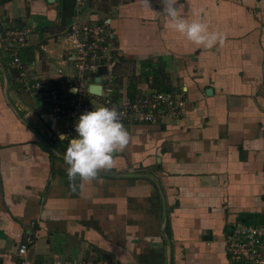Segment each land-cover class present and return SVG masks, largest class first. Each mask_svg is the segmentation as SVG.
Returning <instances> with one entry per match:
<instances>
[{"label": "crops", "instance_id": "1", "mask_svg": "<svg viewBox=\"0 0 264 264\" xmlns=\"http://www.w3.org/2000/svg\"><path fill=\"white\" fill-rule=\"evenodd\" d=\"M62 1L0 0V264H18L21 245L36 264H231L232 227L264 224V0H179L184 19L223 34L212 49L169 29L161 0L88 2V24L113 35L88 90L110 75L114 100L157 91L182 94L185 107L167 123L125 127L115 167L75 191L63 159L71 139L57 137L47 93L27 90L42 81L66 96L58 70L72 75L65 35L77 12L65 17ZM23 30L18 47L9 34Z\"/></svg>", "mask_w": 264, "mask_h": 264}, {"label": "built area", "instance_id": "2", "mask_svg": "<svg viewBox=\"0 0 264 264\" xmlns=\"http://www.w3.org/2000/svg\"><path fill=\"white\" fill-rule=\"evenodd\" d=\"M85 0H74L77 12ZM237 1V0H225ZM27 31H15L9 34L10 42L18 47L26 45ZM72 75L64 76L58 70L67 86L66 96H61L55 89L42 81H36L27 90H44L49 98L52 114L59 123L57 137L61 134L68 139L76 138L75 123L80 115L93 111L100 106L115 107L121 113V122L127 127L135 124L167 123L177 117L185 107L182 94L152 91L133 99L124 97L114 100L112 97L110 75L105 77V89L100 94L89 92L87 79L98 73L99 69L109 63L110 45L113 35L106 24H82L74 17L67 27L65 35ZM13 68L21 69L19 59L12 57ZM26 246L18 249V264H36L26 257ZM226 255L231 264H264V224L236 223L226 237ZM51 264H120L106 258H85L75 261L55 260Z\"/></svg>", "mask_w": 264, "mask_h": 264}, {"label": "clouds", "instance_id": "3", "mask_svg": "<svg viewBox=\"0 0 264 264\" xmlns=\"http://www.w3.org/2000/svg\"><path fill=\"white\" fill-rule=\"evenodd\" d=\"M163 15L168 28L185 37L190 43L212 49L218 43L223 45L225 37L217 32H209L208 25L201 19L188 22L181 10L184 5L179 0H161ZM142 4L150 8L149 0ZM199 15V14H197ZM121 113L115 107L100 106L80 115L75 123L76 138L68 140L61 134L60 140H68L63 156L67 167L70 188L75 191L77 181L92 183L101 173H108L115 167V155L124 152L130 142V135L121 122Z\"/></svg>", "mask_w": 264, "mask_h": 264}, {"label": "water", "instance_id": "4", "mask_svg": "<svg viewBox=\"0 0 264 264\" xmlns=\"http://www.w3.org/2000/svg\"><path fill=\"white\" fill-rule=\"evenodd\" d=\"M73 6H74V0H63L62 1V10H63V15L65 17H67V16L72 17L73 16V14H74ZM3 74H4V72H3ZM4 77H5V74H4ZM95 83H96L95 85H93L89 88V92L94 94V95H99L100 94V86L97 85V83H99L98 77L95 78ZM47 148L50 149L48 146H47Z\"/></svg>", "mask_w": 264, "mask_h": 264}, {"label": "rangeland", "instance_id": "5", "mask_svg": "<svg viewBox=\"0 0 264 264\" xmlns=\"http://www.w3.org/2000/svg\"><path fill=\"white\" fill-rule=\"evenodd\" d=\"M92 2V0H85L83 5L80 6L78 12L77 9H75V13L77 12V21L82 24H88L89 23V15L90 11L88 9V2Z\"/></svg>", "mask_w": 264, "mask_h": 264}]
</instances>
